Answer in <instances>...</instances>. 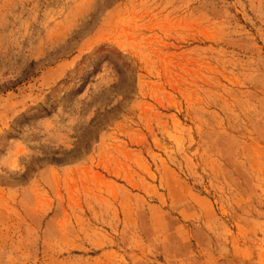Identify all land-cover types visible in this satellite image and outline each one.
I'll use <instances>...</instances> for the list:
<instances>
[{
  "label": "rangeland",
  "instance_id": "1",
  "mask_svg": "<svg viewBox=\"0 0 264 264\" xmlns=\"http://www.w3.org/2000/svg\"><path fill=\"white\" fill-rule=\"evenodd\" d=\"M0 264H264V0H0Z\"/></svg>",
  "mask_w": 264,
  "mask_h": 264
},
{
  "label": "trees",
  "instance_id": "2",
  "mask_svg": "<svg viewBox=\"0 0 264 264\" xmlns=\"http://www.w3.org/2000/svg\"><path fill=\"white\" fill-rule=\"evenodd\" d=\"M26 73V72H25Z\"/></svg>",
  "mask_w": 264,
  "mask_h": 264
}]
</instances>
